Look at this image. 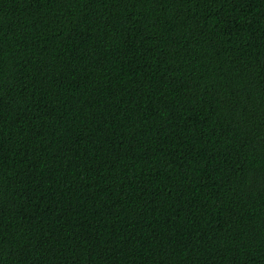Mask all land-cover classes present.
<instances>
[{
	"label": "trees",
	"instance_id": "obj_1",
	"mask_svg": "<svg viewBox=\"0 0 264 264\" xmlns=\"http://www.w3.org/2000/svg\"><path fill=\"white\" fill-rule=\"evenodd\" d=\"M0 264H264V0H0Z\"/></svg>",
	"mask_w": 264,
	"mask_h": 264
}]
</instances>
